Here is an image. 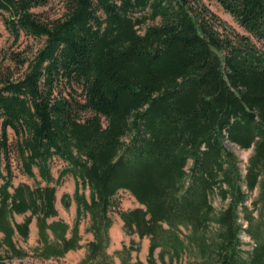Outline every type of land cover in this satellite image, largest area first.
<instances>
[{"label": "trees", "instance_id": "16d2710c", "mask_svg": "<svg viewBox=\"0 0 264 264\" xmlns=\"http://www.w3.org/2000/svg\"><path fill=\"white\" fill-rule=\"evenodd\" d=\"M61 1L63 16L46 20L33 9L50 0H0L15 40L43 39L31 57L11 53L19 77L0 70V264L81 248L86 217L93 238L78 264H118L113 210L126 234L150 239L146 262L132 261V239L115 251L121 264H179L188 248L199 264H264V0H217L245 34L203 0ZM226 141L253 149L245 174ZM14 158L34 185L14 184ZM55 159L66 164L58 177ZM67 175L73 226L56 206ZM123 189L139 206L119 208ZM213 193L227 201L220 211ZM34 220L28 251L16 239Z\"/></svg>", "mask_w": 264, "mask_h": 264}, {"label": "rangeland", "instance_id": "374dc122", "mask_svg": "<svg viewBox=\"0 0 264 264\" xmlns=\"http://www.w3.org/2000/svg\"><path fill=\"white\" fill-rule=\"evenodd\" d=\"M204 3L216 14L218 17L226 23L229 29H234L235 31L245 34V30L243 27L239 25V23L235 20V18L227 12L223 6L217 0H203ZM33 11L39 13L46 20H55L63 16L65 12L64 3L61 0H50V2L45 6L36 7ZM222 30V29H221ZM258 45L262 46L263 42H258L254 39ZM43 45V39H39L33 37L31 35H27L24 32L21 33V36L18 40H15L14 37L7 30L4 22L0 20V70L3 71L5 69L11 68L14 72L15 77H19L24 71V68H19L17 63L13 61L11 58V53H18L22 57H31L39 48ZM9 138L10 142L13 144L16 141L15 133L13 130H9ZM225 145L233 150L236 155L239 157V165L243 174L246 172V167L248 163V159L251 156L253 149H242L237 145L230 143L228 141L225 142ZM66 166V164L60 160L55 159L52 165V171L55 177H58L59 172ZM13 169V182L15 185H18L21 182H26L34 185L35 181L33 178H30L26 175L20 167L17 159H13L12 163ZM37 172L38 170L35 169ZM76 188V180L72 175H67L63 182L57 187V203L56 206L59 211V217L63 218L70 226H73L75 218H76V209L77 204L74 199V193ZM86 195L90 196V189L86 188ZM64 194L70 195V207L66 208L62 202V198ZM258 194V190H254L250 192L248 205L251 207V201ZM115 199L119 202V208L121 209H129L139 206V203L133 197V195L127 190H120ZM211 203L215 207L216 211H220L227 205V201H223L217 193H213L211 195ZM114 219L113 227L111 228V244L108 248V251L114 255L115 260L118 264H121V260L118 256L115 255V251L122 249L123 245H130L131 240L134 239L135 243H133L134 247H137L139 252L133 251V262L136 261L137 258L142 259L143 261H147V256L149 252L150 239L149 237H145L140 239L138 235H128L123 230V221L120 216L113 210L111 213ZM16 219L18 221H22L24 219V215H17ZM242 223L245 221L242 219ZM89 218H83L81 222V233H82V247L76 250H72L68 252L64 257L59 259H50V260H41L32 256L26 257L24 259H13L8 264H78L80 260L84 257L86 253V243L93 238L91 232L88 231L89 227ZM37 226L33 224L30 232V236L27 240H24L20 237L16 239L17 244L28 251H32L33 248L37 245L38 239V230H35ZM241 239L243 243V248L246 251H250L254 245L253 240L244 232L241 233ZM158 251L156 252V256H158ZM201 261L198 253L193 248H188L186 252L183 254L182 259L179 264H199Z\"/></svg>", "mask_w": 264, "mask_h": 264}, {"label": "crops", "instance_id": "0c3cea01", "mask_svg": "<svg viewBox=\"0 0 264 264\" xmlns=\"http://www.w3.org/2000/svg\"><path fill=\"white\" fill-rule=\"evenodd\" d=\"M33 224H34V226L36 225L35 220H34L33 223L31 224V228H32ZM112 227H113V226H112ZM36 229H37V228L35 227V230H36Z\"/></svg>", "mask_w": 264, "mask_h": 264}]
</instances>
